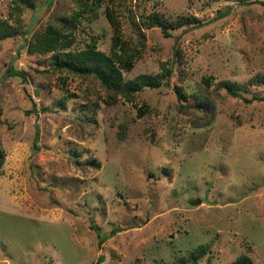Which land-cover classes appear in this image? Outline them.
<instances>
[{"label": "rangeland", "instance_id": "rangeland-1", "mask_svg": "<svg viewBox=\"0 0 264 264\" xmlns=\"http://www.w3.org/2000/svg\"><path fill=\"white\" fill-rule=\"evenodd\" d=\"M12 4L0 264H264V84L249 81L264 73V0H34L17 22ZM47 25L69 44L29 50ZM125 41L140 51L122 79L159 81L129 99L55 65L53 52L111 56Z\"/></svg>", "mask_w": 264, "mask_h": 264}, {"label": "trees", "instance_id": "trees-1", "mask_svg": "<svg viewBox=\"0 0 264 264\" xmlns=\"http://www.w3.org/2000/svg\"><path fill=\"white\" fill-rule=\"evenodd\" d=\"M34 0H10L13 3L10 6L9 15L12 21L19 20L21 5H30ZM151 21L160 25L161 31L164 35H168L166 30V20L158 17L156 14L151 15ZM194 21L192 16H181L177 22ZM66 25V24H65ZM16 29V25L10 21L0 17V39L9 36ZM69 44V38L60 35V32L54 27L47 25L42 31L37 32L35 40L27 45L29 50L38 49L40 51H48L55 48H63ZM112 55L108 56L99 50L88 48L84 51H78L70 56L64 53L53 52L55 65L58 68H64L68 71L81 74L93 75L98 79L104 90L107 92V98L113 100L115 94L122 95L124 98H131L134 91L142 86H156L159 81L154 74L139 73L131 78L122 79L121 71L128 70L133 62L134 57L140 51L135 45H130L124 42L119 46V49H111ZM250 82L257 84H264V73L259 72L254 74ZM228 86L229 91L234 94V91L229 88L231 82L224 81ZM176 95L182 97L180 88H174ZM252 98H260L258 95H253ZM248 100L249 98L244 97ZM107 101V100H106ZM195 105H202L205 110L210 108V102L200 96H195ZM141 112V109H139ZM208 116L198 117V123H207ZM202 121V122H201ZM3 153L0 150V165L2 162ZM94 227V226H91ZM96 235L100 236L96 231ZM101 237H103L101 235ZM201 253V248H197L193 253V257ZM250 258L245 254L237 255L233 260L225 264H250ZM190 264H194L191 262Z\"/></svg>", "mask_w": 264, "mask_h": 264}]
</instances>
